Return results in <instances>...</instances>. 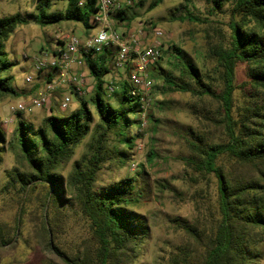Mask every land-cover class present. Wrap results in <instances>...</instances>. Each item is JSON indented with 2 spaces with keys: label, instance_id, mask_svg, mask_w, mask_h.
<instances>
[{
  "label": "trees",
  "instance_id": "trees-1",
  "mask_svg": "<svg viewBox=\"0 0 264 264\" xmlns=\"http://www.w3.org/2000/svg\"><path fill=\"white\" fill-rule=\"evenodd\" d=\"M38 1V12L31 20L39 25L69 21L81 23L87 32L95 28L92 20L99 10L96 0H67L65 10L53 12L52 0ZM163 1L156 0L151 9ZM222 1H214L215 9H221ZM121 19L125 18L121 16ZM179 20L207 23L190 13ZM28 23L29 19L21 13L0 18V100L18 95L12 86L13 63L5 59V46L17 28ZM230 29L228 45L220 43L211 48L223 69L219 95L205 82L195 62L175 45L166 53L171 54L167 63L178 75L161 67L159 62L163 58L153 67L155 74L151 76L162 78L171 91L218 99L227 136L225 142L215 143L203 134H196L195 141L189 144L192 156L187 163L217 180L219 219L202 232L183 222L180 227L194 242L180 248L168 264H253L259 257L255 248L264 242V0H234ZM113 56V50H106L86 60L89 73L96 81L92 102L102 131L90 144L88 154L74 163L67 178L63 174L65 166L94 123V115L85 100L72 115L49 116L39 128L20 121L14 143L7 140L0 118V160L10 147L18 162V167L9 174L10 183L14 187L19 185L23 192L39 185L47 188L37 238L41 249L55 254L61 264H139L149 236L146 218L133 209L140 204L142 195L134 178L101 189L96 187L98 174L108 159L115 157L122 163L128 159V154L117 146L115 150H108L109 133L116 134L118 144L132 148L137 135L132 136L125 127L131 126L130 115L140 118L145 113L141 96L130 94L131 85L127 81L118 84L111 95L117 107L103 98L102 94L107 95L104 79L111 73ZM238 63L248 64L251 91L247 94L248 104L241 107L242 112L235 118L234 80ZM39 87L40 84L36 91ZM137 122L139 126L143 124L142 119ZM69 204L80 207L92 232L78 252L63 250L55 242L62 227L60 207L64 209ZM51 208L57 210L54 219L49 216ZM19 229L20 225L10 228L0 223V247L12 245L21 235Z\"/></svg>",
  "mask_w": 264,
  "mask_h": 264
},
{
  "label": "rangeland",
  "instance_id": "rangeland-1",
  "mask_svg": "<svg viewBox=\"0 0 264 264\" xmlns=\"http://www.w3.org/2000/svg\"><path fill=\"white\" fill-rule=\"evenodd\" d=\"M155 1L134 0L131 7L125 8L115 17L117 27L125 31L143 28L145 34L141 38L147 44L153 42L152 28H159L163 32L161 42L164 60L159 62L161 67L164 70L171 69L178 75V71L167 63L171 54L166 52L175 45L195 62L205 82L219 95L223 84V69L217 56L211 53V48L220 43L225 46L229 43L234 0H223L221 9H215L216 0H164L151 9ZM52 2V12L65 10L68 3L67 0ZM38 3V0H0V18L21 13L29 19L27 25L17 28L5 46V59L13 63L10 73L13 77L12 86L18 92L15 97L0 100L2 126L11 143L15 141V130L20 121L39 128L45 118L68 117L81 105V101L75 98L69 108L61 109L59 100L53 99L47 107L30 113L19 115L11 112L14 104L29 100L35 94L37 85L47 78L48 72L44 71L41 79L27 83V78L34 75V61L52 56L56 46L55 33L62 29H75L76 34L81 37L86 31L81 23L76 22L66 21L48 26L37 24L31 19L38 12ZM189 13L207 23L179 20ZM121 16L125 19L122 20ZM90 31L96 33L97 29ZM86 69L88 70L87 66ZM152 74H155L154 70L151 71ZM91 77L89 73L91 86L84 100L94 115V123L88 136L66 164V171L63 173L65 178L72 171L74 163L88 154L90 144L102 131L98 128L100 120L92 102L97 90V86L94 88L96 81ZM153 79L155 86L150 91V102L145 113L140 118L130 115L131 126L125 127L132 136L137 135L133 147L118 144V137L114 132L108 136V150H115L114 146H117L128 154V159L124 163L115 157L108 159L98 174L96 187L101 189L127 178L135 179L137 190L142 195L140 204L133 209L146 218L150 229L139 264H168L180 248L194 242L180 227L183 222L198 227L202 232L219 219L217 180L213 175L199 173L187 163L192 156L189 144L195 141L196 134H203L210 142L215 143L225 142L227 136L221 123L222 111L218 99L198 98L189 92L171 91L162 78L154 76ZM104 80L105 87L110 84L117 86L128 80L127 73L112 67L111 73ZM234 83L236 89L233 114L238 118L242 112L241 107L249 102L247 94L251 91L247 63L237 64ZM102 96L114 107L118 106L114 96ZM137 119H142L141 126ZM17 167V158L9 147L0 160V223L10 228L20 225L21 235L12 245L0 247V264H61L55 254L41 249L37 238V232L42 227L47 188L39 185L23 192L19 185L14 187L10 183L9 174ZM70 197L68 194L67 198ZM60 208L62 222L59 224L62 227L58 230L55 242L63 250L78 252L91 237L89 222L76 204ZM57 215L55 208L49 210L51 219ZM255 249L259 257L253 264H264V242Z\"/></svg>",
  "mask_w": 264,
  "mask_h": 264
},
{
  "label": "built area",
  "instance_id": "built-area-1",
  "mask_svg": "<svg viewBox=\"0 0 264 264\" xmlns=\"http://www.w3.org/2000/svg\"><path fill=\"white\" fill-rule=\"evenodd\" d=\"M96 2L99 10L92 22L97 32L92 33L89 30L87 35L82 34L81 37L74 29L56 32V46L52 56L34 61V75L27 78V83L41 79L44 71L48 72L47 78L40 83L35 95L29 100L14 104L11 107L12 113H30L45 108L53 99L59 100L61 109L69 108L75 98L84 100L90 91L88 75L83 71L86 60L89 56H96L106 50H113V69L127 73V81L131 85L130 94L141 96L146 111L150 102V91L155 86L151 71L163 56V32L159 28H152L153 42L147 44L141 38L145 34L143 28L125 31L117 27L115 17L125 8L131 7L134 0ZM116 90L113 84L106 86L109 96Z\"/></svg>",
  "mask_w": 264,
  "mask_h": 264
},
{
  "label": "crops",
  "instance_id": "crops-1",
  "mask_svg": "<svg viewBox=\"0 0 264 264\" xmlns=\"http://www.w3.org/2000/svg\"><path fill=\"white\" fill-rule=\"evenodd\" d=\"M75 30V29H74ZM87 31H85V32H83V35H87ZM83 71L87 74V75H89V72H88V70L86 69V68H84L83 69ZM91 79L94 81V79H93V77H91ZM88 84H89V87L91 86V80H90V78H88ZM96 87V85H94V88Z\"/></svg>",
  "mask_w": 264,
  "mask_h": 264
}]
</instances>
